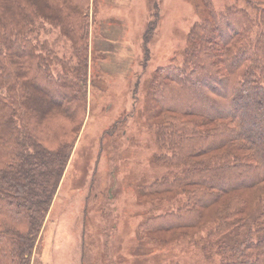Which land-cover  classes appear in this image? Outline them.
Listing matches in <instances>:
<instances>
[{
	"label": "trees",
	"instance_id": "1",
	"mask_svg": "<svg viewBox=\"0 0 264 264\" xmlns=\"http://www.w3.org/2000/svg\"><path fill=\"white\" fill-rule=\"evenodd\" d=\"M204 2L208 12L188 29L178 61L156 67L150 91L158 156L171 174L145 188L183 199L150 208L138 233L202 227L214 213L199 244L205 256L264 264V133L251 127L264 123V0L220 10ZM90 3L0 0V264H31L85 119ZM42 21L60 27L76 58L55 60L56 73L53 49L38 38Z\"/></svg>",
	"mask_w": 264,
	"mask_h": 264
},
{
	"label": "rangeland",
	"instance_id": "2",
	"mask_svg": "<svg viewBox=\"0 0 264 264\" xmlns=\"http://www.w3.org/2000/svg\"><path fill=\"white\" fill-rule=\"evenodd\" d=\"M90 1L86 115L32 264H218L217 254L208 249L206 257L199 246L215 223L214 213H205L202 227L146 229L145 238L138 233L150 208L158 211L183 199L178 190L145 188L171 174L158 156L161 114L150 91L156 67L178 61L188 29L208 8L204 0ZM242 1L211 3L220 10ZM40 24L38 38L54 52L53 71L61 70L58 58L76 62L60 27ZM251 127L264 133L260 119ZM238 192L252 196L251 190ZM155 196L157 204H151Z\"/></svg>",
	"mask_w": 264,
	"mask_h": 264
},
{
	"label": "crops",
	"instance_id": "3",
	"mask_svg": "<svg viewBox=\"0 0 264 264\" xmlns=\"http://www.w3.org/2000/svg\"><path fill=\"white\" fill-rule=\"evenodd\" d=\"M33 258V257H32ZM31 264H32V262H31Z\"/></svg>",
	"mask_w": 264,
	"mask_h": 264
}]
</instances>
